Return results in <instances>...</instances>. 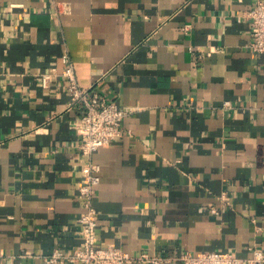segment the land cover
I'll use <instances>...</instances> for the list:
<instances>
[{
	"label": "crops",
	"instance_id": "obj_1",
	"mask_svg": "<svg viewBox=\"0 0 264 264\" xmlns=\"http://www.w3.org/2000/svg\"><path fill=\"white\" fill-rule=\"evenodd\" d=\"M255 1L0 0V264H48L80 240V112L67 79L41 80L64 55L81 87L136 108L92 157L101 245L171 257L157 264H182V251H229L239 264L264 254ZM55 2L68 10L56 15Z\"/></svg>",
	"mask_w": 264,
	"mask_h": 264
},
{
	"label": "built area",
	"instance_id": "obj_2",
	"mask_svg": "<svg viewBox=\"0 0 264 264\" xmlns=\"http://www.w3.org/2000/svg\"><path fill=\"white\" fill-rule=\"evenodd\" d=\"M68 10L67 3L55 2L54 13L58 15ZM249 19L250 40L249 48L256 54L264 55V0H256L247 12ZM67 62L60 73L55 71L41 74L42 84L48 85L53 75H61L67 79L68 109L76 108L80 112L79 123L75 126L78 136V149L86 161L81 167V181L79 182L78 198L83 207L79 217L80 240L78 245L68 251L54 249L44 255L43 259L48 264L67 261L70 264H126L132 261L148 263H162L169 261L168 256H151L147 253L131 255L119 247L103 246L98 240V212L93 204L96 187L99 184L100 166L92 159L93 154L102 146L110 143L124 133L122 121L132 113L135 107H119L113 100H108L104 95L92 87H81L75 77L74 68L68 55L63 56ZM224 108L228 103L223 104ZM177 259L182 264H239L240 259L229 251L207 250L198 253L182 251ZM247 263L262 264L264 254L254 250Z\"/></svg>",
	"mask_w": 264,
	"mask_h": 264
}]
</instances>
